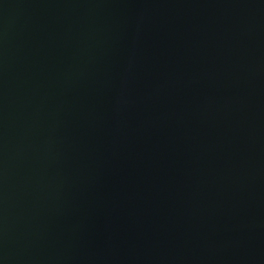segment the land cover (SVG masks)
Here are the masks:
<instances>
[{"label":"water","instance_id":"obj_1","mask_svg":"<svg viewBox=\"0 0 264 264\" xmlns=\"http://www.w3.org/2000/svg\"><path fill=\"white\" fill-rule=\"evenodd\" d=\"M0 264H264V0H0Z\"/></svg>","mask_w":264,"mask_h":264}]
</instances>
